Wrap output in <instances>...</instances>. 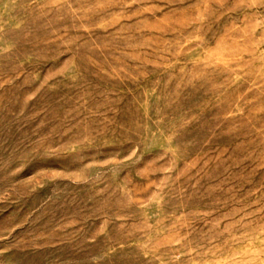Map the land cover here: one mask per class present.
<instances>
[{"label":"rangeland","instance_id":"374dc122","mask_svg":"<svg viewBox=\"0 0 264 264\" xmlns=\"http://www.w3.org/2000/svg\"><path fill=\"white\" fill-rule=\"evenodd\" d=\"M0 264H264V0H0Z\"/></svg>","mask_w":264,"mask_h":264}]
</instances>
